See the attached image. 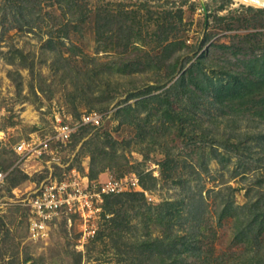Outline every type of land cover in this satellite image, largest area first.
<instances>
[{
	"label": "rangeland",
	"instance_id": "rangeland-1",
	"mask_svg": "<svg viewBox=\"0 0 264 264\" xmlns=\"http://www.w3.org/2000/svg\"><path fill=\"white\" fill-rule=\"evenodd\" d=\"M107 15L121 25L112 19L102 36ZM250 33L258 36L244 41ZM256 41L264 44V8L240 0H0V167L12 169L0 264H264V117L255 101L221 102L209 86L231 82L233 51L244 57ZM201 55L194 74L212 78L208 89L173 90L170 114L151 101ZM86 111L102 124L66 143L54 137L56 115ZM22 140L36 143L34 154L16 152ZM74 170L102 182L134 174L141 189L132 192L143 194H110L89 221L61 219L33 234L27 192ZM200 212L206 229L194 239ZM172 231L190 241L185 260L169 257ZM158 237L164 243L144 247Z\"/></svg>",
	"mask_w": 264,
	"mask_h": 264
},
{
	"label": "built area",
	"instance_id": "built-area-1",
	"mask_svg": "<svg viewBox=\"0 0 264 264\" xmlns=\"http://www.w3.org/2000/svg\"><path fill=\"white\" fill-rule=\"evenodd\" d=\"M103 115L98 111H86L80 119H72L66 114H58L54 122L55 138L61 142H68L82 127L100 126ZM36 143L22 140L16 144V152L22 156L34 154ZM11 170L0 167V212L3 211L7 201L6 189L10 186L9 176ZM140 180L134 174L123 177H111L107 181L90 180L87 175H82L74 170V174L65 175L62 179H50L39 184L27 192L26 205L30 210V230L33 234L43 232L57 220L64 219L72 222V217L79 216L84 221H89L101 211V203L110 194H119L132 190H140ZM18 189V188H16ZM16 189H13L15 191Z\"/></svg>",
	"mask_w": 264,
	"mask_h": 264
},
{
	"label": "trees",
	"instance_id": "trees-1",
	"mask_svg": "<svg viewBox=\"0 0 264 264\" xmlns=\"http://www.w3.org/2000/svg\"><path fill=\"white\" fill-rule=\"evenodd\" d=\"M57 2L59 0H56ZM15 6H18L19 2H15L14 3ZM21 6V5H20ZM22 7V6H21ZM104 21L103 24L99 25V29L97 31V33L99 35L104 34L105 29L104 26H106L108 23H110V21L112 19L117 20L116 18H113V16H106L103 17ZM180 19H182V15H180ZM27 20V19H25ZM121 25L120 20H117ZM25 25H30V21H27L25 23H23L20 26H25ZM133 31H134V27L130 26V27H126V32L125 34H127V42L124 46V48H127L129 46V44L131 43V38L133 37ZM254 36H258L257 33H250L246 38H244V41H248L251 37ZM167 40H169V36H166L162 39H160V44H164ZM255 44V45H254ZM252 47H250V51H248L249 53H244L246 56L248 57H242L241 55L239 56V54L246 52V50H241L236 48L232 55L233 57L236 58V62L232 63V61H228L229 64H233V71L232 73H230V75L233 77L232 81L225 84L224 86L222 85V82L220 81L219 84L214 83L211 79V77L209 75H207L206 73H204L202 76L199 74H194L195 69H199V71L203 70V65H204V57L203 55L199 56L196 60L195 63H193V65L191 66V68L187 69L186 71H184L183 73H181L179 75V77L165 90H163L162 92L158 93V94H154L151 96V101L154 99H162V103L164 104V109L165 111L170 114L171 111L173 110V100H171V94L173 92V90L177 89L178 87L182 86L183 87V93L187 94H195L197 92L198 89L203 88V90H206V88L208 89V84L210 81H212L210 85H215V90L216 92H218V98L220 99L221 102H232V101H237L238 103H245L246 101H252L257 104H255L257 106L256 108V112L258 114H260L262 117H264V44H259V41H256V43H254ZM223 48L229 49L231 48V46L228 45H223ZM239 56V57H238ZM237 65V67H235V65ZM178 65H179V59L175 62V63H171L170 66V72L167 75V79L173 80L176 75L178 74L179 70H178ZM240 68V69H239ZM210 80V81H209ZM166 84H162L159 86H149L147 88V90L145 91V94H152L154 91L160 89V87H164ZM148 101V98L145 99H141L139 101V103L141 102H146ZM252 109L255 106H250ZM128 109H131V106H128ZM170 112V113H169ZM183 114L184 112H177V114L174 116L175 118L178 119H182L183 118ZM170 160H167L163 163V165L165 166H170ZM102 171H104V168L101 169L100 171L96 172V175L98 173H101ZM165 174L167 176H170L168 173L165 172ZM24 177L26 178L27 175H24ZM90 177V176H89ZM18 183V181H17ZM123 193H129L128 192H123ZM123 193H119V194H123ZM132 194H143L139 191H134V192H130ZM109 196V195H107ZM106 196V197H107ZM105 197V198H106ZM202 207H204L203 205H201ZM199 206V207H201ZM170 208L172 209L173 206H170ZM170 209V210H171ZM171 212V211H170ZM165 213L164 215L160 216L162 217V219L167 218L169 215L172 213ZM200 217H199V221L198 223V231L197 233H194V239H196L198 237V235L204 230L206 229V225H204L205 222V217L202 215V212H200ZM264 218V214L263 213H258L256 220H258L259 218ZM171 218L167 219V229L166 231H169L170 229H172V225L170 223ZM256 220L254 222H256ZM179 233H174L173 231L171 233V235H169L167 237V239L169 240V242L171 243L169 248V252H170V258L174 259L173 262H176V260L181 259V260H185L187 256H184V252L189 248L190 245V241H188V237L187 236H180ZM166 239V238H165ZM186 239V241H185ZM183 241L179 244L180 241ZM157 243H164V238H157V239H153L148 240V241H143L144 247H148L149 249L153 250L152 247H155L156 245H158ZM195 256H198V258L200 259V254L199 253H195ZM165 258L164 256H161V264H165Z\"/></svg>",
	"mask_w": 264,
	"mask_h": 264
},
{
	"label": "water",
	"instance_id": "water-1",
	"mask_svg": "<svg viewBox=\"0 0 264 264\" xmlns=\"http://www.w3.org/2000/svg\"><path fill=\"white\" fill-rule=\"evenodd\" d=\"M247 2L249 5L264 8V0H242Z\"/></svg>",
	"mask_w": 264,
	"mask_h": 264
},
{
	"label": "bare ground",
	"instance_id": "bare-ground-1",
	"mask_svg": "<svg viewBox=\"0 0 264 264\" xmlns=\"http://www.w3.org/2000/svg\"><path fill=\"white\" fill-rule=\"evenodd\" d=\"M240 1H242V0H240ZM242 2H245V1H242ZM245 3H247V2H245ZM248 4V3H247Z\"/></svg>",
	"mask_w": 264,
	"mask_h": 264
}]
</instances>
